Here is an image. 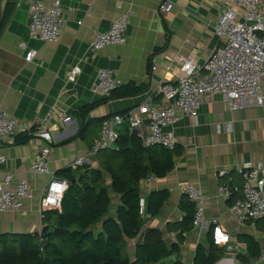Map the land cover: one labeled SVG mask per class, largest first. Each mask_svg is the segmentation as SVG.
Here are the masks:
<instances>
[{"label":"crops","instance_id":"crops-1","mask_svg":"<svg viewBox=\"0 0 264 264\" xmlns=\"http://www.w3.org/2000/svg\"><path fill=\"white\" fill-rule=\"evenodd\" d=\"M174 1V8L163 14L160 0H62L66 20L62 35L59 41L47 43L30 36V0H17L0 32V106L34 130L49 128L54 141L50 162L53 174L65 177L68 169L76 174L72 162L91 151L105 117L149 101L160 83L178 80L183 58L202 65L218 45L214 25L221 14L222 0ZM122 14L128 15L127 41L94 51L91 43L96 33L108 31ZM30 50L37 54L28 62L25 56ZM154 62L157 70L152 69ZM75 66L80 72L71 78L70 71ZM101 68L113 69L119 86L133 82L146 86V90L136 96L102 102L83 116L78 112L82 107L104 98L92 90ZM262 89L264 92V77ZM171 129L182 155L166 177L151 175L140 181V193L146 197L154 190L170 192L160 213L145 217L146 226L159 229L168 247L178 242L179 230H169V226L184 216L180 203L187 198L188 184L206 197V222L184 233L179 251L152 264H194L198 244L209 249L208 236L217 224L232 235L234 244L242 250L247 247L238 239L241 234L251 235L261 245L263 234L252 235L243 225L252 226L257 221L239 222L229 210L242 194H236L230 203V199L220 195L218 187L229 184L241 188L243 178L237 169L248 161L264 160V105L232 111L220 94H214L204 99L197 119L183 115ZM119 131L126 137L132 129L123 125ZM41 146L39 139L25 144L0 142V153L7 158L0 163V175L13 173L15 180L26 179L35 189L21 210L0 211V234L41 230L39 204L49 175L32 171L33 157ZM89 164L100 168L97 154L90 156ZM103 176L111 199L109 215L116 218L121 194L113 190L111 175L103 171ZM213 219L217 222L211 223ZM101 226L99 223L92 229L97 233ZM141 237L127 239L132 262ZM233 253L239 262L237 252ZM222 259L236 264L233 257Z\"/></svg>","mask_w":264,"mask_h":264},{"label":"built area","instance_id":"built-area-1","mask_svg":"<svg viewBox=\"0 0 264 264\" xmlns=\"http://www.w3.org/2000/svg\"><path fill=\"white\" fill-rule=\"evenodd\" d=\"M221 14L214 25V32L219 43L210 56L201 65L190 58H183L180 66L181 75L175 82H162L153 92L150 100L135 107L106 117L102 122L99 137L88 154L77 157L71 164L72 169L89 164L90 156L102 149L118 148L120 127L128 125L136 131L143 147L162 145L175 149L179 141L171 126L183 115L197 119L199 109L205 98L220 94L232 111L264 105L262 79L264 77V0H222ZM175 6L174 0H160L159 10L163 14ZM29 33L32 38L45 42L59 41L65 26L62 0H30ZM128 15L116 18L108 31L96 33L92 49H100L127 41ZM30 50L25 60L30 62L36 56ZM153 70L158 64L153 63ZM80 68L75 66L70 77H76ZM119 86L115 71L110 68L98 70L92 90L102 97H108ZM19 133L32 134V139L42 141V146L32 160V171L38 175H49L43 185L39 212L61 209L64 193L69 187V180L53 174L50 162L53 151V136L49 128L43 126L34 130L29 124L10 115L0 106V142L13 143ZM31 139V140H32ZM6 156L0 153V163H5ZM243 178V184L231 186L222 184L218 192L225 199H231L230 212L239 220L247 223L264 218V160L248 161L237 169ZM220 174H224L221 171ZM156 177V176H153ZM34 187L26 179L15 180L13 173L0 175V211L21 210L26 199L34 195ZM188 198L195 204L194 227L206 222L204 193L192 184L185 186ZM146 196L139 199V213L146 217ZM217 222L213 219L211 223ZM212 238L217 246L246 254L234 244L232 235L222 226L213 227ZM226 263H229L227 259Z\"/></svg>","mask_w":264,"mask_h":264},{"label":"trees","instance_id":"trees-1","mask_svg":"<svg viewBox=\"0 0 264 264\" xmlns=\"http://www.w3.org/2000/svg\"><path fill=\"white\" fill-rule=\"evenodd\" d=\"M16 2L10 0L7 3L0 32ZM161 49H155V52ZM145 90L146 86L133 82L122 84L110 96L87 104L78 112L84 116L102 102L136 96ZM31 139L32 134L19 133L15 143L25 144ZM117 146V149L107 148L97 153L100 168L85 164L77 169L76 174H72L71 169L64 171L70 184L64 193L61 209L42 212L43 225L51 224L63 231L51 234L48 240L39 232L1 233L0 264H152L179 251L184 233L194 228L195 204L188 196L181 200L184 216L169 226V230H179L178 242L168 247L159 229L146 226L147 219L139 213V199L140 181L151 175L166 177L182 155L181 147L179 144L173 150L157 144L143 147L136 131H131L126 137L120 133ZM103 171L111 175L113 190L121 194L116 218L109 215L111 199ZM169 197L167 189L152 191L146 197L147 214L151 217L158 215ZM232 200L233 197L229 202ZM99 223H102L101 229L95 233L92 227ZM141 235L132 262L127 251V239ZM241 237L245 238L248 255L240 253L238 260L241 264H251L250 258L261 256V245L251 235L241 234L238 239ZM208 242V250L203 244H198L194 264H216L224 256L225 247L217 246L211 234ZM172 264L183 263L175 261Z\"/></svg>","mask_w":264,"mask_h":264},{"label":"rangeland","instance_id":"rangeland-1","mask_svg":"<svg viewBox=\"0 0 264 264\" xmlns=\"http://www.w3.org/2000/svg\"><path fill=\"white\" fill-rule=\"evenodd\" d=\"M256 221H254V223H255ZM244 225V227H247L248 228V231H249V233L250 234H252V235H255V236H257V235H262L263 234V236H262V240H261V245H262V252H261V256L259 257V258H257V259H254V258H250V262H251V264H264V219H261V220H259V221H257L254 225H252V226H249L248 224H243ZM245 238H243V237H241V240H240V242L241 243H243V244H245V240H244ZM235 243V242H234ZM246 245V244H245ZM242 246V245H241ZM244 247H246V246H244ZM245 250L244 251H246V248H244ZM234 252H236V251H234ZM248 255V254H247ZM227 256H229V257H233L234 259H235V263L236 264H241L240 262H236V257H235V255H234V253H233V250L231 249V250H228V249H225V255L223 256V257H227ZM222 257V258H223ZM221 258V259H222ZM238 258H240V257H238ZM226 264H230V262L229 263H226ZM231 264H234V263H231Z\"/></svg>","mask_w":264,"mask_h":264},{"label":"water","instance_id":"water-1","mask_svg":"<svg viewBox=\"0 0 264 264\" xmlns=\"http://www.w3.org/2000/svg\"><path fill=\"white\" fill-rule=\"evenodd\" d=\"M9 1L10 0H0V27H1V24L3 22L5 7ZM75 180L76 179H73V182H75ZM103 222L104 221H102V223ZM62 231H63L62 228L56 227V226L51 225V224H44V225H42L39 234L44 239L48 240L50 238L51 234L61 233ZM209 233H211V230L209 231ZM225 262H226V260L221 259L216 264H224Z\"/></svg>","mask_w":264,"mask_h":264}]
</instances>
